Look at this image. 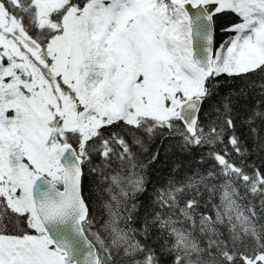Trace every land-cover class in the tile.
<instances>
[{
    "label": "snow or ice",
    "instance_id": "1",
    "mask_svg": "<svg viewBox=\"0 0 264 264\" xmlns=\"http://www.w3.org/2000/svg\"><path fill=\"white\" fill-rule=\"evenodd\" d=\"M0 264H264V0H0Z\"/></svg>",
    "mask_w": 264,
    "mask_h": 264
},
{
    "label": "trees",
    "instance_id": "2",
    "mask_svg": "<svg viewBox=\"0 0 264 264\" xmlns=\"http://www.w3.org/2000/svg\"><path fill=\"white\" fill-rule=\"evenodd\" d=\"M157 175H160V173H159V172H157Z\"/></svg>",
    "mask_w": 264,
    "mask_h": 264
}]
</instances>
